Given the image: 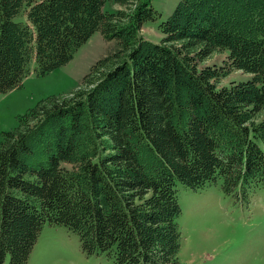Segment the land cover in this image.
<instances>
[{"label":"trees","instance_id":"obj_1","mask_svg":"<svg viewBox=\"0 0 264 264\" xmlns=\"http://www.w3.org/2000/svg\"><path fill=\"white\" fill-rule=\"evenodd\" d=\"M0 0V93L73 59L99 31L119 48L0 143V264H27L46 223L114 264H182L177 184L264 187V0ZM23 15L21 20L17 16ZM227 52V66L204 65ZM232 70L250 78L220 85Z\"/></svg>","mask_w":264,"mask_h":264},{"label":"rangeland","instance_id":"obj_2","mask_svg":"<svg viewBox=\"0 0 264 264\" xmlns=\"http://www.w3.org/2000/svg\"><path fill=\"white\" fill-rule=\"evenodd\" d=\"M39 1V0H38ZM179 0H153L157 18L147 22L143 35L159 42L163 34L159 24L174 11ZM122 6L108 0L106 10ZM23 15L16 17L22 20ZM119 48L116 40L95 32L65 65L44 75L31 63V72L23 83L0 93V143L6 131L18 125L19 115L48 96L68 94L81 84L91 66ZM227 66V52H217L204 65ZM250 78L241 70H232L220 85ZM182 214L178 219L183 232L182 264H264V187L256 189L247 201L227 195L221 181L194 190L177 184ZM9 264V260L5 262ZM27 264H114L105 255H88L81 249L79 236L64 226L46 223Z\"/></svg>","mask_w":264,"mask_h":264}]
</instances>
